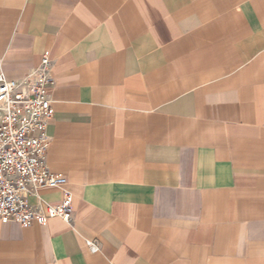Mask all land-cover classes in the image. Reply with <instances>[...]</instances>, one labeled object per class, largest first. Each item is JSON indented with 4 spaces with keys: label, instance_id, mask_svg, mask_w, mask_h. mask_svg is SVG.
Here are the masks:
<instances>
[{
    "label": "crops",
    "instance_id": "crops-1",
    "mask_svg": "<svg viewBox=\"0 0 264 264\" xmlns=\"http://www.w3.org/2000/svg\"><path fill=\"white\" fill-rule=\"evenodd\" d=\"M44 56L72 215L0 264H264V0H0L7 79Z\"/></svg>",
    "mask_w": 264,
    "mask_h": 264
},
{
    "label": "built area",
    "instance_id": "built-area-1",
    "mask_svg": "<svg viewBox=\"0 0 264 264\" xmlns=\"http://www.w3.org/2000/svg\"><path fill=\"white\" fill-rule=\"evenodd\" d=\"M51 68L52 61L44 56L22 79L9 80L0 62V221L22 227L56 218L68 222L72 215L69 193L63 192L58 204H47L39 196L42 190L67 185L65 176L52 174L47 164ZM89 247L96 250L93 243Z\"/></svg>",
    "mask_w": 264,
    "mask_h": 264
}]
</instances>
